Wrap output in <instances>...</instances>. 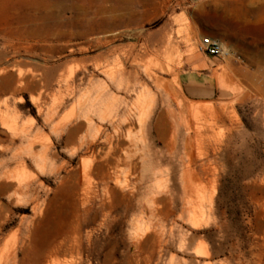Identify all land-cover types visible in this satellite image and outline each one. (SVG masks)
Here are the masks:
<instances>
[{"label": "rangeland", "instance_id": "374dc122", "mask_svg": "<svg viewBox=\"0 0 264 264\" xmlns=\"http://www.w3.org/2000/svg\"><path fill=\"white\" fill-rule=\"evenodd\" d=\"M4 4L0 264H264V0L112 1L87 38Z\"/></svg>", "mask_w": 264, "mask_h": 264}, {"label": "bare ground", "instance_id": "6f19581e", "mask_svg": "<svg viewBox=\"0 0 264 264\" xmlns=\"http://www.w3.org/2000/svg\"><path fill=\"white\" fill-rule=\"evenodd\" d=\"M8 1L0 0V6ZM112 1L114 2L112 11H128L129 20L132 21L137 7L145 6L148 0H44L45 11L41 14H36L29 21L39 28L37 29L38 35L50 36L55 28L81 27L83 31L80 36L87 38L106 26V24L110 26L124 22L123 18H115L111 22L104 19L103 16L108 11L105 4ZM69 2L72 4L67 5ZM94 7L97 8L96 12H92ZM57 10L59 11L58 13L56 12ZM68 11H72L74 16L72 19L66 20L64 17ZM248 12L251 14L254 11L250 9ZM70 36H73V34Z\"/></svg>", "mask_w": 264, "mask_h": 264}, {"label": "built area", "instance_id": "2783aa9c", "mask_svg": "<svg viewBox=\"0 0 264 264\" xmlns=\"http://www.w3.org/2000/svg\"><path fill=\"white\" fill-rule=\"evenodd\" d=\"M198 51L207 57L213 58H227L233 57L232 53L226 46L219 40L212 37H206L202 39L198 46Z\"/></svg>", "mask_w": 264, "mask_h": 264}, {"label": "water", "instance_id": "95a60500", "mask_svg": "<svg viewBox=\"0 0 264 264\" xmlns=\"http://www.w3.org/2000/svg\"><path fill=\"white\" fill-rule=\"evenodd\" d=\"M187 94L195 99H204V98H211L214 96L213 89L200 85V84H193L186 87Z\"/></svg>", "mask_w": 264, "mask_h": 264}, {"label": "crops", "instance_id": "0c3cea01", "mask_svg": "<svg viewBox=\"0 0 264 264\" xmlns=\"http://www.w3.org/2000/svg\"><path fill=\"white\" fill-rule=\"evenodd\" d=\"M197 66H206V67H209L210 65H212V61L210 60V58H208V57H206V58H204L203 59V57H202V59L200 58V59H198V61H197V64H196Z\"/></svg>", "mask_w": 264, "mask_h": 264}, {"label": "trees", "instance_id": "16d2710c", "mask_svg": "<svg viewBox=\"0 0 264 264\" xmlns=\"http://www.w3.org/2000/svg\"><path fill=\"white\" fill-rule=\"evenodd\" d=\"M228 215L231 216V213L229 212Z\"/></svg>", "mask_w": 264, "mask_h": 264}]
</instances>
